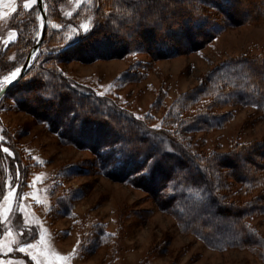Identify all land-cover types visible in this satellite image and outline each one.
Returning <instances> with one entry per match:
<instances>
[{
  "label": "rangeland",
  "instance_id": "rangeland-1",
  "mask_svg": "<svg viewBox=\"0 0 264 264\" xmlns=\"http://www.w3.org/2000/svg\"><path fill=\"white\" fill-rule=\"evenodd\" d=\"M24 2L0 0V77L21 68L30 49L28 38L37 39L40 33L37 3L25 8ZM43 5L46 31L34 58L40 50L66 44L80 25L94 22V0H43ZM263 46L264 18L225 27L201 49L173 57L153 59L146 52L90 60L70 57L55 60V67L79 91L96 94L112 109L149 127L174 133L178 149L207 154L264 139V107L229 105L221 111H230L231 117L219 128L183 130L182 121L194 109L178 117L173 103L219 63L259 54ZM0 144L9 148L5 154L0 147L5 176L0 184L3 264H264V256L249 248L215 249L195 234L181 232L148 192L106 176L89 149L61 142L45 123L19 109L9 92L0 99ZM12 189L15 193L8 195ZM248 222L264 237V214ZM80 239L92 243L87 251L73 254ZM22 246L25 252L19 251Z\"/></svg>",
  "mask_w": 264,
  "mask_h": 264
},
{
  "label": "trees",
  "instance_id": "trees-1",
  "mask_svg": "<svg viewBox=\"0 0 264 264\" xmlns=\"http://www.w3.org/2000/svg\"><path fill=\"white\" fill-rule=\"evenodd\" d=\"M192 7L207 14L217 27L181 31L165 25L167 34L161 35L154 28H136L135 25L129 24L125 14L129 9H135L141 16L145 12L151 14L153 9H161L164 16L169 12L175 14V7L168 4L167 0H164V3L146 0L139 5L136 0H94L93 21L98 23L97 34L108 35L110 30L125 28L134 31L138 46L131 43L124 45L101 42L93 35L76 41L75 45H69L70 50L61 47L65 44L61 45L59 48L64 52L63 55L50 49L44 52L40 50L25 76L38 74L49 93L60 92L61 100L58 106L30 103L25 97H21L20 90L14 87L7 92L12 93L19 109L45 123L51 132L58 135L61 142L89 149L106 176L127 181L148 192L159 209L174 217L181 232L195 234L211 248H249L261 258L264 256V237L249 224L248 219L264 214V146H261L264 139L234 143L226 152L211 151L202 154L178 149V138L174 133L149 127L124 112L112 109L96 94L79 91L70 84L65 74L55 67V60L70 57L90 60L121 57L131 52H146L153 59L173 57L201 49L225 27L264 18V0H237L227 10L218 4H204L193 0ZM258 7L263 9L256 10ZM246 8L254 10L243 13ZM139 23L143 24V21ZM35 40L28 38L25 44L27 48H30ZM42 43L43 41L40 47ZM73 99L79 100L81 106L94 107L98 114H104V119L95 122L101 128L108 129V122L112 121L121 125L125 135L131 137L146 130L149 136H154L161 142L162 147L168 150L166 161L170 164L190 165L191 175H188L187 170L182 171L165 187V175L160 169L155 173L156 179L147 180L134 176L129 170L113 169L108 163L110 153L101 151L98 144L83 142L67 130L62 115L72 107ZM229 105L264 107V46L259 54H242L213 67L197 86L182 94L173 103L172 108L175 116L194 109V114L182 121L183 130H208L219 128L230 119V111H221ZM108 139H115V135ZM248 144L256 147L247 150L245 146ZM21 174L25 173L21 171ZM4 177L0 169V184L5 180ZM217 223L218 225H215Z\"/></svg>",
  "mask_w": 264,
  "mask_h": 264
},
{
  "label": "snow or ice",
  "instance_id": "snow-or-ice-1",
  "mask_svg": "<svg viewBox=\"0 0 264 264\" xmlns=\"http://www.w3.org/2000/svg\"><path fill=\"white\" fill-rule=\"evenodd\" d=\"M145 2L146 0H136L137 5ZM156 2L164 3V0H156ZM236 2L237 0H198V3L218 4L219 7L226 10L231 8ZM36 3H38V0H25L24 7L31 8ZM167 3L175 7V14L169 12L167 16H164L161 9H153L151 14L145 12L141 16L135 9H129L125 14L127 22L135 25L136 28L145 26L154 28L161 35L167 34L168 29L165 25L181 31L198 30L209 26L212 28L217 27L207 14L202 13L198 8L194 9L192 7L193 0H167ZM185 5L187 6L185 7ZM140 21H143V24L139 23ZM56 27L59 28L60 25L57 24ZM97 28V22L80 25V30L73 32L66 44L61 47L69 49V45H75L76 41L85 40L93 35H96V38L101 42L108 41L124 45L131 43L133 46H138L135 42L134 31L119 28L110 30L109 34L105 35L104 33L97 34ZM14 39L15 36L10 33L8 41ZM53 51L60 52L61 55L64 54L60 48ZM131 54L134 55L135 53L131 52ZM9 86L20 90L19 94L30 103L58 106L61 100V93H49L45 82L38 74L25 76L20 67H16L3 77H0V91L6 90ZM98 95L102 96L103 93H99ZM71 104L72 107L67 109L62 115V121L66 124L67 130L79 137L83 142L98 144L101 146V151L110 153L108 163L113 169L120 171L129 170L134 176L146 180L156 179L155 173L160 169L161 173L165 175V187L168 186V183L173 182L177 174L182 171L187 170L188 175H191L190 165L170 164V162L166 161L168 150L163 148L161 142L154 136H149L146 130H142L137 136L131 137L125 135V131L121 125L112 121L108 122V129L101 128L95 122L104 119L103 113L98 114L94 107L81 106L79 100L73 99ZM137 119H140V117H137ZM158 127V125L153 126L154 129ZM113 135H115V139H108V137ZM261 146H264V142H262ZM0 147H2L3 153L9 154L8 147H3L2 144H0ZM254 147L256 146L252 144L245 146L247 150H251ZM241 163H244L243 157H241ZM15 191V189H12L8 195H13ZM89 243H92V241L88 239L77 240V245L73 248V254L79 255L87 251ZM13 250L12 248L8 249L9 252ZM30 250L31 245L27 248L29 253ZM19 251L25 252L26 248L22 246ZM32 259L35 260L36 257L33 256ZM0 264H3V262L0 261Z\"/></svg>",
  "mask_w": 264,
  "mask_h": 264
},
{
  "label": "water",
  "instance_id": "water-1",
  "mask_svg": "<svg viewBox=\"0 0 264 264\" xmlns=\"http://www.w3.org/2000/svg\"><path fill=\"white\" fill-rule=\"evenodd\" d=\"M37 7H38V10H39L41 18H42L41 29H40L39 36L35 40L34 44L30 47V49H29V51L25 57V60L21 66V71L24 75H25L32 59L34 58L36 52L38 51L40 44L44 38L45 31H46V14H45V10H44L43 0H38ZM10 88H11V86H9V88H7L4 91H0V99L7 93V91Z\"/></svg>",
  "mask_w": 264,
  "mask_h": 264
}]
</instances>
